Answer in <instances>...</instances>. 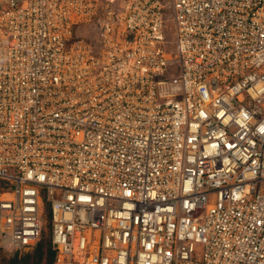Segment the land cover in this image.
Wrapping results in <instances>:
<instances>
[{
	"label": "built area",
	"instance_id": "built-area-1",
	"mask_svg": "<svg viewBox=\"0 0 264 264\" xmlns=\"http://www.w3.org/2000/svg\"><path fill=\"white\" fill-rule=\"evenodd\" d=\"M49 230L53 264H264V0H0V262Z\"/></svg>",
	"mask_w": 264,
	"mask_h": 264
},
{
	"label": "trees",
	"instance_id": "trees-1",
	"mask_svg": "<svg viewBox=\"0 0 264 264\" xmlns=\"http://www.w3.org/2000/svg\"><path fill=\"white\" fill-rule=\"evenodd\" d=\"M55 250L52 247L51 236H44L32 251H26L22 254L1 256V262L6 264H53Z\"/></svg>",
	"mask_w": 264,
	"mask_h": 264
},
{
	"label": "rangeland",
	"instance_id": "rangeland-1",
	"mask_svg": "<svg viewBox=\"0 0 264 264\" xmlns=\"http://www.w3.org/2000/svg\"><path fill=\"white\" fill-rule=\"evenodd\" d=\"M79 32L84 33V30H83L82 27L79 28ZM47 227L50 229V224H49V223L47 224ZM48 235L50 236V230H49L48 232L44 233V234H43V237H44V236H48ZM43 237H42V238H43ZM40 241H41V240H40ZM0 264H6V263L2 261V263H0Z\"/></svg>",
	"mask_w": 264,
	"mask_h": 264
}]
</instances>
